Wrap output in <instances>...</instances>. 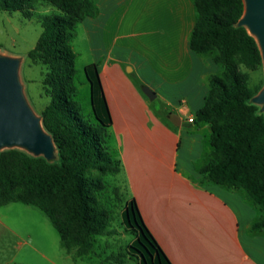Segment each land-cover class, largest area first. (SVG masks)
<instances>
[{"label":"trees","instance_id":"1","mask_svg":"<svg viewBox=\"0 0 264 264\" xmlns=\"http://www.w3.org/2000/svg\"><path fill=\"white\" fill-rule=\"evenodd\" d=\"M59 9L40 16L43 31L28 52L31 63L44 66L43 92L50 98L41 111L43 125L53 136L58 156L48 160L25 150L0 151V206L23 202L40 208L59 232L66 251L89 255L97 236L104 235L112 211L101 194L105 177L121 170L107 144L112 123L107 115L87 117L77 100L76 58L72 40L78 24L98 13L96 0H0L1 11L34 15L36 3ZM196 23L190 35L192 50L210 55L220 66L208 76L204 105L193 123L208 124L210 137L205 159L199 167L202 183L219 185L241 194L258 212L251 232L264 230V112L252 98L264 86H251V71L263 66L256 38L238 21L244 0H193ZM87 76L103 94L98 73L90 64ZM125 223L134 241L130 245L141 264H172L146 225L134 197L127 200Z\"/></svg>","mask_w":264,"mask_h":264},{"label":"crops","instance_id":"2","mask_svg":"<svg viewBox=\"0 0 264 264\" xmlns=\"http://www.w3.org/2000/svg\"><path fill=\"white\" fill-rule=\"evenodd\" d=\"M96 1L97 15L81 22L88 65L112 118L115 144L110 133L107 144L146 225L172 264H264V230H250L259 212L241 194L201 182L211 130L188 119L220 66L191 48L193 0Z\"/></svg>","mask_w":264,"mask_h":264},{"label":"rangeland","instance_id":"3","mask_svg":"<svg viewBox=\"0 0 264 264\" xmlns=\"http://www.w3.org/2000/svg\"><path fill=\"white\" fill-rule=\"evenodd\" d=\"M33 12L31 18L24 17L20 11L0 12V53L23 57L21 79L25 84L26 97L33 110L40 114L50 102L43 92L42 73L45 68L41 64L31 63L28 52L36 46L43 31L40 16L58 14L59 9L38 2ZM72 46L77 53L76 98L87 117L93 120L95 114L106 116L103 94L96 86L93 95L92 83L87 76L91 54L87 50L82 23L76 27ZM261 81H264V67L251 71V86ZM155 104L158 105V101ZM110 142L115 144L113 136ZM112 153L115 158L118 156L117 149ZM125 179L123 170L105 177L107 187L101 198L112 211V220L107 233L97 236L93 251L83 257L77 256L76 250L66 251L59 232L37 206L23 202L0 206V264H141L130 247L134 236L125 223L124 211L127 200L132 197Z\"/></svg>","mask_w":264,"mask_h":264},{"label":"water","instance_id":"4","mask_svg":"<svg viewBox=\"0 0 264 264\" xmlns=\"http://www.w3.org/2000/svg\"><path fill=\"white\" fill-rule=\"evenodd\" d=\"M245 11L238 21L247 28L260 47L264 66V0H244ZM23 57L0 53V151L19 148L34 156L56 160L58 150L53 136L45 129L42 116L31 107L21 79ZM151 99L156 93L144 86ZM264 112V86L252 98Z\"/></svg>","mask_w":264,"mask_h":264},{"label":"built area","instance_id":"5","mask_svg":"<svg viewBox=\"0 0 264 264\" xmlns=\"http://www.w3.org/2000/svg\"><path fill=\"white\" fill-rule=\"evenodd\" d=\"M189 122H193L194 121V117L191 116L189 119H188Z\"/></svg>","mask_w":264,"mask_h":264}]
</instances>
